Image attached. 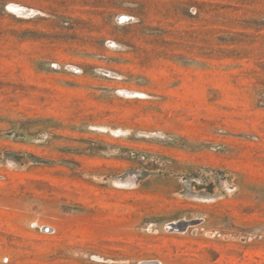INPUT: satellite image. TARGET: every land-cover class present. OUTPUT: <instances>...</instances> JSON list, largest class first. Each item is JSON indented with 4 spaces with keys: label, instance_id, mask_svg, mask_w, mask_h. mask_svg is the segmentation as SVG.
I'll use <instances>...</instances> for the list:
<instances>
[{
    "label": "rangeland",
    "instance_id": "1",
    "mask_svg": "<svg viewBox=\"0 0 264 264\" xmlns=\"http://www.w3.org/2000/svg\"><path fill=\"white\" fill-rule=\"evenodd\" d=\"M0 264H264V0H0Z\"/></svg>",
    "mask_w": 264,
    "mask_h": 264
},
{
    "label": "bare ground",
    "instance_id": "2",
    "mask_svg": "<svg viewBox=\"0 0 264 264\" xmlns=\"http://www.w3.org/2000/svg\"><path fill=\"white\" fill-rule=\"evenodd\" d=\"M9 9L12 10L13 12L19 14V15H22V16H25V17H30V16H33L36 14L37 10L33 9V8H30V7H27L25 5H22V4H19V3H11L9 5ZM8 10V9H7ZM122 16H129L128 15H125V14H120L118 17L119 19L117 20L118 23L120 24H123V22H121L120 20V17ZM110 43L111 44H116L113 40H110ZM72 66V65H71ZM100 72L108 77H112V78H117L118 77V73L115 72V71H112V70H109V69H105V68H101L100 69ZM120 75V74H119ZM128 94L130 95H134V96H138V95H143L144 93L142 92H139V91H136V90H130V91H127ZM145 95V94H144ZM99 128H102L104 130H108L110 131L111 133L113 134H116L117 132H123V130H120V129H114V128H107L105 126H100ZM128 133V132H127ZM116 184L118 185H128V184H131L129 182H120V181H117ZM188 227V226H187ZM185 227V228H187ZM186 230V229H185Z\"/></svg>",
    "mask_w": 264,
    "mask_h": 264
},
{
    "label": "built area",
    "instance_id": "3",
    "mask_svg": "<svg viewBox=\"0 0 264 264\" xmlns=\"http://www.w3.org/2000/svg\"><path fill=\"white\" fill-rule=\"evenodd\" d=\"M128 17H129V18L126 19L125 22H126V23H133L134 20H135V17H133V16H131V15H129ZM118 19H119V17L117 18V20H118ZM114 42H115V41H114ZM115 43H116V42H115ZM116 45H117V44H111V43H110V40H108V42H107V46H109V47L116 48ZM54 68H55V69H59V68H61V66H60V64H54ZM66 68H67L68 70L74 72V73H78V74L83 73V68L78 67V66H75V65H72V66H71V65H67ZM132 155L135 156V153H132ZM140 157H142L143 159L145 158V156H140Z\"/></svg>",
    "mask_w": 264,
    "mask_h": 264
},
{
    "label": "water",
    "instance_id": "4",
    "mask_svg": "<svg viewBox=\"0 0 264 264\" xmlns=\"http://www.w3.org/2000/svg\"><path fill=\"white\" fill-rule=\"evenodd\" d=\"M192 223V221H186V220H181L179 222H173L171 224V228H181V229H186L185 227L189 226ZM43 229H46V227H43ZM48 230H51L48 229Z\"/></svg>",
    "mask_w": 264,
    "mask_h": 264
}]
</instances>
